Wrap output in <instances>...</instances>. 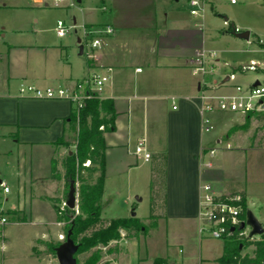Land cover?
<instances>
[{
    "label": "crops",
    "instance_id": "0c3cea01",
    "mask_svg": "<svg viewBox=\"0 0 264 264\" xmlns=\"http://www.w3.org/2000/svg\"><path fill=\"white\" fill-rule=\"evenodd\" d=\"M14 1L0 0V16L6 18L9 12L28 6V2ZM188 1L97 0V9L106 14V21L87 19L85 26L110 25L114 32L102 36L98 60L87 58L81 67L75 66V53L68 60L66 46L34 40L19 26L10 29L8 36V29L1 26L0 36L7 40L0 49V155L15 159L11 173L24 197L18 202L16 216L26 215L20 221L37 227L28 240L27 264H49L47 259L33 256L32 248L37 241L47 240L49 231L59 235L50 199L61 196L64 187L62 179L51 177V163L58 153L55 142L61 138L74 142L78 124L71 118L70 101L24 96L20 89L26 85L71 89L92 70L109 76L102 99L113 100L117 113L116 129L105 134L102 217L110 183L118 186L140 161L151 162L135 153L138 141H145L151 157L167 155L164 213L146 237L140 236L145 241L155 239L158 252H152L147 243L140 264H153L156 258L168 264H223L218 260L225 239L212 238L199 217L200 187L205 183L221 196L243 193L247 209L264 228V181L257 180L251 163L264 150L263 114L215 109L208 113L214 129L203 132L199 113L202 92H234L236 77L225 81L232 71L225 70L227 62L219 63L222 44L243 39L234 31L228 33L225 22L229 18L221 21L215 0H205L210 12L201 16L190 13ZM33 2L48 5L45 0ZM234 30L241 32L242 28ZM201 49L217 52L215 72L207 81L194 74L189 63ZM249 61L264 75V66L255 59ZM212 149L215 153L211 155ZM0 175L5 176L3 170ZM2 183L5 185L0 177L3 188ZM139 219L148 226L150 217ZM6 234L5 229L2 248L8 245ZM3 259L0 264H6L7 256Z\"/></svg>",
    "mask_w": 264,
    "mask_h": 264
},
{
    "label": "rangeland",
    "instance_id": "374dc122",
    "mask_svg": "<svg viewBox=\"0 0 264 264\" xmlns=\"http://www.w3.org/2000/svg\"><path fill=\"white\" fill-rule=\"evenodd\" d=\"M33 1L34 0H15L14 2H19V4L28 2L26 3L28 5L27 8L13 10L9 12L6 18L0 16V29L1 26H5L8 29V36H10V29L19 26L26 32L28 37L34 40H39L48 45L66 46L65 52L68 60H70L73 53H75L77 59L75 66L83 65L84 61L89 58V54L91 53L90 46L86 45V42L90 41L89 37L85 35V28L87 27L85 26L86 20L96 19L104 22L107 18L104 12L97 9V0H81V2L78 0H61L59 3H55L53 0H45L48 5L36 4ZM215 1L219 6L218 10L220 13L218 16L221 21L225 20V17L229 18L227 23L228 26H225L229 34L233 35L234 27L242 28L241 32H250L249 41L243 38V40L233 38L234 40L222 44L226 49L223 48L224 53L221 54L222 57L219 63L227 62L228 65L225 67V70L228 73L231 71L236 72V80L233 81V83L241 84L242 86H250L257 78L264 82V75L259 71L258 67L257 70L247 71H241L240 68L238 69L239 64H249V59L251 58L255 59L258 65L264 66V47L260 46H264V0H235L234 3H232L231 0ZM59 20L64 21L66 26L71 27L70 31L64 37H59L56 31V25ZM232 22L235 24L234 26H232ZM221 32L224 33L225 29H222ZM237 33L239 32L237 31ZM78 38L81 39V42L78 41ZM3 40H7V38L5 39L0 36V49L3 46ZM261 41L262 44L259 45ZM81 45L84 47L83 54H79ZM252 114L257 115L258 112H253ZM213 121L212 119V122ZM263 125L262 131L264 133ZM77 138L78 135L74 139V142L66 143L65 140H63L66 144L56 145L58 153L54 159L58 160V165L60 169H62V171L60 170L62 174L64 173L62 160L68 154L76 151ZM14 161V157L7 159L0 155V172L3 170L5 173L4 177L1 175L0 177L3 178L5 185L10 189L9 193H4L3 188L0 187V216H5L8 219L7 224L0 225V243L2 242L1 240L6 229V243L8 244L7 248H2L0 246V263L4 262L3 255H5L7 256V260H5L6 264H27L28 240L31 236L35 235L37 227L36 224L20 221V219L25 220L26 215L22 216L20 219L18 217L19 215L16 216L20 208V206H17L18 202L24 200V197L22 192H18L17 182L11 173ZM251 163L255 166L252 168L255 171V177L258 178L257 180L264 181V150L257 155L255 160L251 158ZM151 168L152 162L140 161L139 166L133 168L129 175H126L118 186H115L118 183H114L113 181L110 183L112 187L108 190L103 209V217L107 219L130 218L134 212L137 214V218L150 217ZM62 182L64 188L61 196L58 195L50 199L56 211L59 230V235H53V232L49 231V235L45 241L50 243H62L66 239L64 227L66 224V217L70 215V213L67 211V206H65L64 202L68 199L69 189L66 188L63 179ZM76 185L78 193V183ZM147 194H150V196H147ZM13 207L16 208H14V210H8ZM163 213L162 202H160V207L156 209L153 218L148 219L149 221H147L148 226L146 229L139 233L124 229L123 231L121 230V234L122 232L124 233V240L118 242L111 241L108 246L100 244L99 247L102 249L101 261H107L110 264H140V258L146 255L147 243H151L152 252H158V246L154 244L155 239L149 240V242L148 238L145 241L144 238L140 239V236L146 237L147 231L151 225L154 221L161 218ZM128 234L135 236L129 237L127 236ZM258 238L259 236H254L251 239ZM40 241L43 240L37 241L32 248L33 256L37 257L39 260L47 259L49 264H58L57 257L48 254L46 246ZM116 245H118L119 248L117 253H109L107 251L109 247H115ZM253 249V246H249L243 250V254H252ZM89 254L90 253L79 255L77 257L78 261L83 262Z\"/></svg>",
    "mask_w": 264,
    "mask_h": 264
},
{
    "label": "trees",
    "instance_id": "16d2710c",
    "mask_svg": "<svg viewBox=\"0 0 264 264\" xmlns=\"http://www.w3.org/2000/svg\"><path fill=\"white\" fill-rule=\"evenodd\" d=\"M260 44L262 42H259ZM248 114L252 115V113ZM71 118L78 124L76 151L62 160L63 174L58 168V160L53 159L51 163V177L63 179L69 191L72 185L76 187L78 183L79 212L67 206L66 209L70 215L66 217L64 233L66 236L70 233L71 239L78 245L76 258L81 254L90 253L83 262H79L77 258L78 264H110L107 261H101L100 244L108 246L111 241H120L122 229L139 233L147 228V225L136 216L113 219L101 217L107 149L105 134L116 129L117 113L114 102L110 99H89L78 112L72 111ZM55 144L66 143L61 138ZM87 161L90 162L89 165H85ZM151 162L150 218H153L156 209L160 207V202H162V207H165L167 155L165 153L153 155ZM96 174H98L97 177H95ZM238 203L241 206V218H245L248 209L243 193L240 194ZM127 236L135 235L128 234ZM251 238L239 237L235 231L225 239L224 251L218 261L223 264H264V233L258 239ZM40 242L46 246L48 254L56 256V249L60 242ZM249 246L254 247L252 254H243V250ZM107 251L117 253L118 245L109 247ZM153 264L168 263L163 258H156Z\"/></svg>",
    "mask_w": 264,
    "mask_h": 264
},
{
    "label": "built area",
    "instance_id": "2783aa9c",
    "mask_svg": "<svg viewBox=\"0 0 264 264\" xmlns=\"http://www.w3.org/2000/svg\"><path fill=\"white\" fill-rule=\"evenodd\" d=\"M53 1L59 3L61 0ZM231 1L232 3L235 2V0ZM188 2L190 13L194 16H201L210 12L205 0H189ZM225 23L227 24L228 21L226 20ZM70 29L71 27L66 26L64 21L59 20L57 22L56 31L58 36H65ZM113 32L114 28L110 25L85 28V35L90 39L89 42H86V45H89L91 48L90 59L98 60L99 55L97 50L102 46V36L110 35ZM216 61V51L201 49L190 58L189 63L193 73L200 75L204 81H207L215 72ZM240 69L241 71L257 70V64L242 65ZM228 77V80H234L236 72L232 71ZM108 80L109 76L107 74L92 70L86 78L77 82L71 89L55 87L39 88L33 85H26L21 87L20 92L24 96H32L38 99H66L72 104L73 110L78 112L86 104L87 100L92 98L102 99V91ZM258 82V85L250 86L235 84L233 93L212 94L208 93V91L202 92L200 95L201 104L199 105L202 131L210 132L214 129L208 113L215 109L243 114L258 112L264 116V82L261 80ZM135 153L143 156L146 160L151 158L150 153L146 150L144 140L138 141ZM210 153L211 155L214 154L215 150L212 149ZM88 164H90L89 161L85 163V165ZM2 186L5 193L9 192L8 186L4 184ZM199 195V217L207 224V231L212 238L226 239L235 231L239 237H251V227L247 224V216L241 218V206L238 203L240 195H218L213 186L208 183L201 185ZM64 204L67 206L66 202ZM75 211L79 212L78 206ZM7 222L8 219L5 216H0V225H5Z\"/></svg>",
    "mask_w": 264,
    "mask_h": 264
},
{
    "label": "water",
    "instance_id": "95a60500",
    "mask_svg": "<svg viewBox=\"0 0 264 264\" xmlns=\"http://www.w3.org/2000/svg\"><path fill=\"white\" fill-rule=\"evenodd\" d=\"M234 34H236L238 37L243 39H249L250 32L244 31L237 33L234 31ZM79 42H81V39H79ZM83 45L80 46L81 53L83 52ZM229 77L225 79V81L228 80ZM259 82L257 81L254 85H258ZM66 204L71 209H76L78 206V193H77V187L74 185L71 186V189L68 194V199L66 201ZM135 214L133 213V216ZM247 224L251 227L250 236H260L264 233V228L262 224L258 221V219L255 217V215L251 211H247ZM244 226V225H243ZM78 251V245L71 239L70 233L66 236V239L60 243V245L56 249V257L59 262V264H78L77 258L75 257V254Z\"/></svg>",
    "mask_w": 264,
    "mask_h": 264
}]
</instances>
